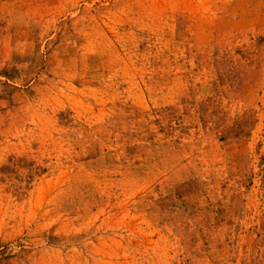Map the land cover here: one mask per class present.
I'll list each match as a JSON object with an SVG mask.
<instances>
[{"label":"rangeland","instance_id":"rangeland-1","mask_svg":"<svg viewBox=\"0 0 264 264\" xmlns=\"http://www.w3.org/2000/svg\"><path fill=\"white\" fill-rule=\"evenodd\" d=\"M0 264H264V0H0Z\"/></svg>","mask_w":264,"mask_h":264}]
</instances>
